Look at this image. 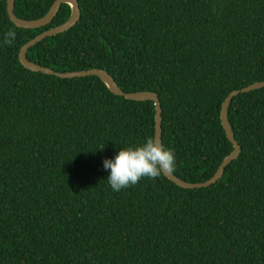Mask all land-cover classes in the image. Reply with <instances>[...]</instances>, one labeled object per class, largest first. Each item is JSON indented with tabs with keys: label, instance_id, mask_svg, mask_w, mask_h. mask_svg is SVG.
I'll return each instance as SVG.
<instances>
[{
	"label": "trees",
	"instance_id": "1",
	"mask_svg": "<svg viewBox=\"0 0 264 264\" xmlns=\"http://www.w3.org/2000/svg\"><path fill=\"white\" fill-rule=\"evenodd\" d=\"M53 1L14 0V13L36 19ZM77 1V23L27 58L58 72L103 69L124 92L157 93L173 173L209 179L233 148L222 101L264 81V0ZM69 16L63 3L50 23L21 28L0 0V264H264V87L231 100L240 153L215 183L183 188L162 173L116 192L103 161L154 136L153 101L18 59Z\"/></svg>",
	"mask_w": 264,
	"mask_h": 264
},
{
	"label": "water",
	"instance_id": "2",
	"mask_svg": "<svg viewBox=\"0 0 264 264\" xmlns=\"http://www.w3.org/2000/svg\"><path fill=\"white\" fill-rule=\"evenodd\" d=\"M66 3L70 6V16L69 18L62 24L53 26L42 33L36 35L32 39H29L27 42H25L19 49L18 53V59L22 66L25 68L41 72L43 74L47 75H55L60 78H74V77H84V76H97L104 85L108 88V90L113 93L114 95L122 96L129 100H151L154 103V137L158 138L161 141V123H162V109L160 105V101L158 98L157 93L152 91H134V92H124L119 88V86L116 84L113 77L105 70L99 69V68H91V69H85V70H79V71H64V72H58L54 71L53 69L49 67L42 66L38 63H35L33 61H30L26 53L30 47L35 45L37 42L41 41L47 36H53L57 35L59 33H62L72 26H74L77 21L80 18V9L79 4L77 0H54L49 7L48 11L41 17L36 19H22L16 16L14 13V0H6V11L8 14V17L10 21L17 27L26 28V29H33L38 28L41 26H44L48 23H50L56 13L58 12L61 4ZM264 87V81H258L252 84H249L246 87H243L241 89H236L231 91L222 101L221 103V109H220V123L221 126L225 132V135L227 139L232 144L233 148L231 152L224 157V159L221 161L220 165L218 166L215 173L207 180L203 182H196L191 183L184 181L177 177L173 172L167 173L164 172L163 175L174 182L176 185L183 187V188H201L209 186L210 184L215 183L222 175L224 168L232 162L234 159L237 158V156L240 153V146L238 142L234 138L233 131L231 129V126L228 121V107L231 102V100L240 93H246L251 90L260 89Z\"/></svg>",
	"mask_w": 264,
	"mask_h": 264
},
{
	"label": "clouds",
	"instance_id": "3",
	"mask_svg": "<svg viewBox=\"0 0 264 264\" xmlns=\"http://www.w3.org/2000/svg\"><path fill=\"white\" fill-rule=\"evenodd\" d=\"M15 36L14 31H8L4 43L11 44ZM103 167L110 170L109 185L119 192L136 185L142 178L155 179L164 172H173L176 159L171 148L165 147L158 138L149 136L137 145L121 148L114 158L104 159Z\"/></svg>",
	"mask_w": 264,
	"mask_h": 264
}]
</instances>
